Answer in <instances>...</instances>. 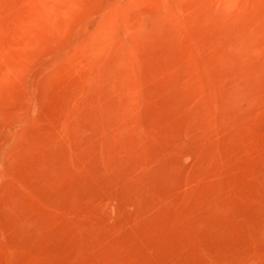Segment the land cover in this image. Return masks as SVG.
I'll return each instance as SVG.
<instances>
[{
	"label": "rangeland",
	"instance_id": "rangeland-1",
	"mask_svg": "<svg viewBox=\"0 0 264 264\" xmlns=\"http://www.w3.org/2000/svg\"><path fill=\"white\" fill-rule=\"evenodd\" d=\"M0 264H264V0H0Z\"/></svg>",
	"mask_w": 264,
	"mask_h": 264
},
{
	"label": "bare ground",
	"instance_id": "bare-ground-1",
	"mask_svg": "<svg viewBox=\"0 0 264 264\" xmlns=\"http://www.w3.org/2000/svg\"><path fill=\"white\" fill-rule=\"evenodd\" d=\"M100 77H101V76H100ZM123 77H124V76H122V78H123ZM126 77H127V76H126ZM123 79H124V78H123ZM123 79H121V80H123ZM127 79H128V78H127ZM129 80H130V79H129ZM124 81H126V80H124ZM130 81H131V80H130ZM126 82L129 83V81H126ZM126 82H125V83H126ZM123 83H124V82H123ZM125 83H124V84H125ZM125 86H127V85H125ZM125 86H124V87H125ZM128 87H129V85H128ZM132 87H133V86H132V82H131V88H132ZM133 88H134V87H133ZM125 89H126V87H125ZM127 89H129V88H127ZM132 90H136V89L134 88V89H132ZM129 91H130V90H129ZM127 92H128V90H127ZM130 92H131V91H130ZM125 99H126V98H125ZM128 100H130V99H128ZM122 102H123V101H122ZM124 102H128L127 99H126V101L124 100ZM126 104H127V103H126ZM126 104L124 103V105H126ZM120 105H121V104H120ZM122 105H123V104H122ZM124 105H123V107H127V106H124ZM118 107H119V106H118ZM123 107H122V108H123ZM116 108H117V107H116ZM118 109H120V108H118ZM125 109H126V108H125ZM120 110H122V109H120ZM122 111H123V110H122ZM124 111H125V110H124ZM120 112H121V111H120ZM138 112H139V111H138ZM113 113H114V112H113ZM102 115H103V114H102ZM203 115H205V114H203ZM197 116H198V115H197ZM201 118H203L202 115H201ZM202 120H203V119H202ZM207 122L209 123V120H208ZM210 123H211V122H210ZM206 126H207V125H206ZM209 126H210V125H209ZM210 127H211V126H210ZM212 128H213V127H212ZM209 131H211V129H210ZM128 133H129V132H128ZM130 133H131V132H130ZM212 133H213V132H212ZM134 134H135V133H133L132 135H134ZM210 134H211V133H210ZM210 134H209V133L207 134L208 137L210 136ZM132 135H131V136H132ZM205 135H206V134H205ZM212 136H213V135H212ZM132 137H133V136H132ZM138 138H140V137L138 136ZM209 138H210V137H209ZM212 138H213V137H212ZM210 139H211V138H210ZM151 140H152V139H151ZM157 140H158V139H157ZM141 141H142V140H141ZM129 142H130V141H129ZM129 142H128V143H129ZM153 142H154V139H153ZM211 142H213V141L211 140ZM128 143H127L126 146H129ZM125 144H126V143H125ZM141 144H142V143H141ZM141 144H139V145H141ZM151 144H152V141H150V145H151ZM136 146H137V145H135L133 148H136ZM151 146H152V145H151ZM127 148H128V147H127ZM129 148H131V147L129 146ZM129 148H128V149H129ZM137 149H138V150H137ZM137 149H134V150H137V152L139 153V151H141V150H139V147H138V146H137ZM140 149H141V148H140ZM146 149H147V148H146ZM126 150H127V149H126ZM130 150H132V149H130ZM245 150H246V149H245ZM245 150H244V151H245ZM148 151H149V150H148ZM130 152H131V151H130ZM130 152H129V153H130ZM137 152H136V153H137ZM246 152H247V150H246ZM147 153H148V152H147ZM165 153H166V152H165ZM244 153H245V152H244ZM140 154H141V153H140ZM166 154H167V153H166ZM208 154H210V153H208ZM114 155H115V154H114ZM134 155H135V154H134ZM210 155H211V154H210ZM212 155H213V154H212ZM142 156H143V155H142ZM142 156L140 155V158H141ZM203 156H204V157H203ZM203 156H202L203 161H204V159H205V160L209 159V158H205V156H206L205 154H204ZM207 156H209V155H207ZM147 157H149V156L147 155ZM147 157H145V159H146ZM152 157H154V156H152ZM117 158H118V157H117ZM143 158H144V157H143ZM143 158H141V159H143ZM214 158H215V157H214ZM112 159H113V158H112ZM114 160H115V159H114ZM116 160H117V159H116ZM118 160H120V159H118ZM137 160H139V156H138V159H137ZM140 161H141V160H140ZM143 161H144V160H143ZM153 161H154V159H153ZM111 162H112V161H111ZM138 162H139V161H138ZM162 162H163V161H162ZM200 162H201V161H200ZM139 163H141V162H139ZM160 163H161V160H160ZM137 164H138V163H137ZM141 164H142V163H141ZM135 165H136V164H135ZM160 166H161V165H160ZM160 166H159V167H160ZM145 167H146V166H145ZM205 167H206V166H205ZM202 168H203V167H201V169H202ZM144 170H145V169H144ZM205 170H206V169H205ZM148 171H149V170H148ZM190 171H191V170H190ZM193 171H194V170H193ZM199 171H200V170H199ZM202 171L204 172L203 169H202ZM202 171H200V172H202ZM207 171H208V169H207L206 172H205L206 174L208 173ZM161 172H162V171H161ZM161 172H160V175H161ZM200 172H199V174H201ZM203 172H202V173H203ZM141 173H142V172H141ZM147 173H148V172H147ZM157 173H158V172H157ZM209 173H210V172H209ZM209 173H208L207 175H209ZM204 175H205V174H204ZM204 175H202V176H204ZM211 175H212V174H211ZM133 176H134V175H133ZM145 176H146V175H145ZM134 177H135V176H134ZM142 177H143V176H142ZM161 177H162V176H161ZM161 177H159V178H161ZM213 177H214V176H211L210 179H212ZM221 177H222V176H221ZM251 177H252V176H251ZM138 178H139V177H138ZM144 178H146V177H144ZM144 178H143V179H144ZM164 178H165V177H164ZM206 178H207V177H206ZM206 178H205V179H206ZM141 179H142V178H141ZM141 179H140V180H141ZM206 180H207V179H206ZM161 182H162V181H161ZM163 182H164V181H163ZM220 182H221V180H220ZM204 183H205V182H204ZM223 183H224V182H223ZM168 184H169V183H168ZM206 184H207V181H206ZM256 184H257V183H256ZM147 185H148V184H147ZM169 185H170V184H169ZM243 186H244V185H243ZM145 188H146V187H145ZM216 190H217V189H216ZM139 191L141 192L142 190H139ZM258 191H259V190H258ZM143 192H144V191H143ZM145 193H146V192H145ZM145 193H144V194H145ZM211 193H212V191H211ZM213 193H214V192H213ZM217 193H218V192H217ZM259 194H260V193H259ZM139 195H140V194H139ZM140 196H141V195H140ZM142 196H143V194H142ZM211 196H212V195H211ZM213 196H214V195H213ZM239 196H240V195H239ZM243 196H244V195H243ZM143 197H144V196H143ZM241 197H242V196H241ZM246 197H247V196H246ZM246 197H245V198H246ZM217 198H218V197H217ZM143 199H144V198H143ZM145 199H146V196H145ZM252 199H253V198H252ZM209 201H210V199H209ZM209 201H208V202H209ZM223 201H224V200H223ZM254 201H256V200H254ZM257 201H258V200H257ZM224 202H225V201H224ZM237 202H238V201H237ZM248 202H249V201H247V203H248ZM251 202H252V201H251ZM258 202H259V201H258ZM258 202H257V203H258ZM232 203H233V202H232ZM260 203H261V202H260ZM252 204H253V203H252ZM258 204H259V203H258ZM208 205H209V204H208ZM208 205H207V206H208ZM229 205H231L230 202H229ZM262 205H263V204H262ZM209 206H210V205H209ZM227 207H228V206H227ZM206 208H207V207H206ZM155 209H157V207H155ZM204 209H205V208H204ZM157 211H158V209H157ZM205 212H206V211H205ZM157 214H158V213H157ZM160 215H161V214H160ZM157 216H158V215H157ZM226 216H227V215H226ZM108 217H109V216H108ZM159 218H160V216H159ZM109 220H110V217H109ZM169 220H170V219H169ZM146 223H147V222H146ZM79 256H80V255H79Z\"/></svg>",
	"mask_w": 264,
	"mask_h": 264
}]
</instances>
